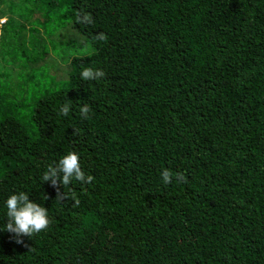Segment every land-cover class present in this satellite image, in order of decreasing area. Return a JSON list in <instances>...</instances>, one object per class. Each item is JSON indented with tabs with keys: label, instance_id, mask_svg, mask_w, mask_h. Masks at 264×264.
Wrapping results in <instances>:
<instances>
[{
	"label": "trees",
	"instance_id": "1",
	"mask_svg": "<svg viewBox=\"0 0 264 264\" xmlns=\"http://www.w3.org/2000/svg\"><path fill=\"white\" fill-rule=\"evenodd\" d=\"M0 19V228L20 191L51 221L0 230V264H264V0H0ZM57 34L76 53L52 76ZM70 150L94 180L43 181Z\"/></svg>",
	"mask_w": 264,
	"mask_h": 264
},
{
	"label": "clouds",
	"instance_id": "2",
	"mask_svg": "<svg viewBox=\"0 0 264 264\" xmlns=\"http://www.w3.org/2000/svg\"><path fill=\"white\" fill-rule=\"evenodd\" d=\"M83 20L86 23H92V18L88 13L84 14ZM93 39L106 41L107 37L104 33H100L93 37ZM80 75L81 78L86 81H98L105 76V72L99 68L84 67L82 68ZM69 108V104H64L60 108V114L67 116ZM79 111L82 118H89V112L91 109L87 104L83 105ZM173 175H175L177 182H180V180L183 179L182 173L177 172L174 174L167 168L163 169L161 172L163 183L165 185L171 183ZM42 180H50L51 184L56 187L58 185L68 186L73 180L91 183L94 180V177L91 175L86 176L85 172L81 168L78 153L70 150L59 159L57 164L47 165L46 170L43 172ZM68 198L69 193H61L59 188H57L56 199L58 201H63ZM70 198L74 200L76 204L79 203V199L77 198L75 192H70ZM5 205L7 209V222L3 228H0V230H6L10 233H14L17 237V243L23 242L20 237H32L33 235L45 230L51 223L47 208L41 206L33 200H30L29 195L24 191L11 194L5 201Z\"/></svg>",
	"mask_w": 264,
	"mask_h": 264
},
{
	"label": "rangeland",
	"instance_id": "3",
	"mask_svg": "<svg viewBox=\"0 0 264 264\" xmlns=\"http://www.w3.org/2000/svg\"><path fill=\"white\" fill-rule=\"evenodd\" d=\"M34 28H35V30H39L42 28V35L45 39L47 36H49L51 34L50 32H47V31L44 33L43 27L35 26ZM20 35H22V34H20ZM57 36H58V34L52 37L50 44H53L55 48L50 46V52H51V55L57 60L58 63H56V61H51L50 59H48L49 65L44 64L42 67H40V71L42 73H46L48 71V69L51 68L52 69V73H51L52 76H56L58 74L64 73L63 68H67V65L69 63V61H68L69 59H67L68 55L76 53L73 51H71L70 53L67 52L68 50H70L76 46L74 42H71V44L67 46V38L62 40V41H59V40H57ZM59 42H61L62 44ZM24 49H25V47H24ZM0 59H1V56H0ZM51 78H52L51 76H48L47 81L52 82Z\"/></svg>",
	"mask_w": 264,
	"mask_h": 264
},
{
	"label": "built area",
	"instance_id": "4",
	"mask_svg": "<svg viewBox=\"0 0 264 264\" xmlns=\"http://www.w3.org/2000/svg\"><path fill=\"white\" fill-rule=\"evenodd\" d=\"M5 19H0V25H2L4 23Z\"/></svg>",
	"mask_w": 264,
	"mask_h": 264
},
{
	"label": "crops",
	"instance_id": "5",
	"mask_svg": "<svg viewBox=\"0 0 264 264\" xmlns=\"http://www.w3.org/2000/svg\"><path fill=\"white\" fill-rule=\"evenodd\" d=\"M1 26V25H0Z\"/></svg>",
	"mask_w": 264,
	"mask_h": 264
}]
</instances>
